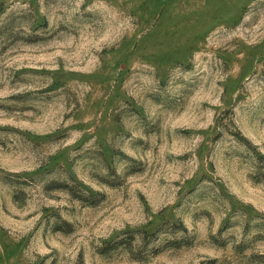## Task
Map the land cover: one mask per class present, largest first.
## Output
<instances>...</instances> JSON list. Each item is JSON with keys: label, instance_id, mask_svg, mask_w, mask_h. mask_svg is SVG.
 <instances>
[{"label": "rangeland", "instance_id": "374dc122", "mask_svg": "<svg viewBox=\"0 0 264 264\" xmlns=\"http://www.w3.org/2000/svg\"><path fill=\"white\" fill-rule=\"evenodd\" d=\"M0 264H264V0H0Z\"/></svg>", "mask_w": 264, "mask_h": 264}]
</instances>
